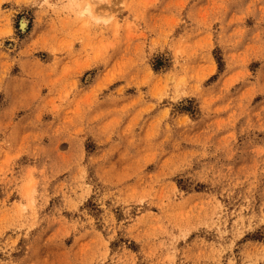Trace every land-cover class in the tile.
Masks as SVG:
<instances>
[{"label": "rangeland", "instance_id": "1", "mask_svg": "<svg viewBox=\"0 0 264 264\" xmlns=\"http://www.w3.org/2000/svg\"><path fill=\"white\" fill-rule=\"evenodd\" d=\"M0 264H264V0H0Z\"/></svg>", "mask_w": 264, "mask_h": 264}]
</instances>
